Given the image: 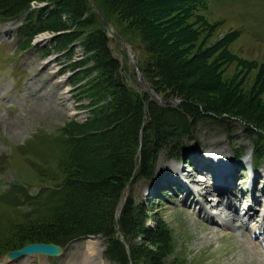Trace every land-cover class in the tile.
Instances as JSON below:
<instances>
[{
	"label": "trees",
	"instance_id": "trees-1",
	"mask_svg": "<svg viewBox=\"0 0 264 264\" xmlns=\"http://www.w3.org/2000/svg\"><path fill=\"white\" fill-rule=\"evenodd\" d=\"M90 1L0 0V18L11 19L28 12L33 3L47 2L45 8L31 12L37 15L35 20L29 17L25 22L24 49L41 32L59 33L53 44L68 49L81 41L89 54L75 69L90 63L87 76L97 73L85 87L92 116L85 122L67 120L57 131L55 160L63 178L54 180H61L60 184L41 195L42 209L33 202L32 211L23 213L26 223L17 224L20 229L14 241L7 243L5 253L35 242L65 246L76 239L103 235L108 243L106 256L117 264H167L165 258L175 248L171 231L160 220L155 227L147 226L144 205L131 195L117 224L127 185L152 174L159 152L174 150V157H183L185 149L178 141L205 121L219 126L241 122L253 141L254 154L264 158V103L260 90L244 93L236 83L223 80L219 62L227 57L221 55L210 62L211 48L193 52L201 30L185 16L183 5L191 2V10L197 12L206 9L209 0H93L122 37L143 50L140 71L163 100L180 101L176 107L161 105L150 94L126 84L112 40ZM158 8L163 10L156 15L153 11ZM239 35L234 33L228 41Z\"/></svg>",
	"mask_w": 264,
	"mask_h": 264
},
{
	"label": "rangeland",
	"instance_id": "rangeland-1",
	"mask_svg": "<svg viewBox=\"0 0 264 264\" xmlns=\"http://www.w3.org/2000/svg\"><path fill=\"white\" fill-rule=\"evenodd\" d=\"M183 6L185 16L201 30L197 49L193 52L214 50L210 62L221 55L227 57L228 60L220 59L219 62L223 80L230 82L229 85L236 83L244 93L260 90L258 94L264 103V0H209L208 7L197 12L191 10V2ZM162 10L158 8L153 13L158 15ZM28 18L35 20L37 15L25 13L17 20H0V264H117L106 256L108 243L103 235L72 241L64 246L61 256L38 254L16 260L6 257L7 243L12 238L14 241V234L20 229H16L17 224L26 223L23 213L33 209L30 200L42 209V201H38L41 195L60 184L61 180H54L59 176L63 178L55 160L60 139L57 131L68 119L85 122L92 116L91 99L85 87L97 75L87 76L90 63L75 69L76 64L89 57L81 41L68 49L58 47L50 38L54 33L46 31L36 36V46L24 49L25 38L18 26ZM236 32L240 33L239 37L229 42ZM41 35H47L48 39L41 40ZM128 43V50L116 41H111V48L121 62L126 84L143 93L136 66L142 62L144 53ZM47 60L51 64H47ZM199 62L196 61V65ZM154 93L152 89L151 94ZM151 100L174 107L181 103L162 99L164 103L158 97ZM195 127L193 134L178 141L186 148V153H198L188 155L192 162L198 157H221L212 152L219 148L224 157L238 158L242 154L244 162L241 163L259 171L253 178V170L244 166L236 179L238 189L246 191L241 207L246 205L253 209L250 215L244 216L245 220L251 217L247 226L242 228L233 220L229 225L216 226L211 224L213 220L211 223L204 220L202 212L199 214V205L207 212L221 210L216 202L202 204L207 197H213L210 194L201 196L198 208L189 207L190 198L183 202L184 194L177 192L171 183L175 180L173 171L170 176L164 174L163 165H173L174 169L180 168V173L194 176L196 181L192 185L195 188L210 187V183L203 172L196 173L195 166L179 162L182 158L174 157V150L159 152L152 163V174L137 177L126 195L144 205L148 213L147 226L152 228L160 220L171 231L175 248L165 258L167 264H264V159L259 162L253 159V141L239 121L223 126L205 121ZM87 155L94 162L92 153ZM161 178L164 180L158 181ZM33 187L39 190L36 195L31 194ZM164 192L169 197H164ZM17 200L23 201L24 206L18 205ZM229 215L232 217L234 213Z\"/></svg>",
	"mask_w": 264,
	"mask_h": 264
},
{
	"label": "bare ground",
	"instance_id": "bare-ground-1",
	"mask_svg": "<svg viewBox=\"0 0 264 264\" xmlns=\"http://www.w3.org/2000/svg\"><path fill=\"white\" fill-rule=\"evenodd\" d=\"M41 40L48 39L47 35H41ZM47 64H51L50 61L47 60ZM62 80L58 82L61 83ZM214 156H222L224 155L223 151L219 148H214L212 150ZM204 164L200 163L197 167L198 172L209 171L210 177L207 179L210 183V187L201 185L195 189V187L191 184L196 181V178L192 175H188L184 172L179 173V168H175L173 165H163L162 170L164 174L166 173L168 176L174 173L173 177L176 179V185L178 187L179 193L184 194L183 202L186 203L187 200L190 198L191 202H189L190 206H195L199 204L201 196H206L210 194L211 196H219L218 201H212L207 199L205 203L202 204H214L221 207L219 211V215H213L210 212L205 211L204 207H199V214L202 212L205 220L211 223V220L221 217L223 222L228 225L232 221H236L240 223V227H244L248 225V221L245 218L241 217L238 213L237 209L240 207V202H242V195H246V191L242 192L238 189L237 185V176H238V169L236 165L233 164H217L213 162L211 159H207L203 161ZM202 166V168H200ZM174 169V170H173ZM259 171L256 172V175ZM168 178V177H167ZM163 181L164 179L161 178L158 181ZM157 184V183H155ZM202 184V183H201ZM200 185V184H199ZM183 187V189H181ZM237 192V193H236ZM237 194V202L233 200V196ZM187 199V200H186ZM199 199V200H198ZM224 199H227L224 202ZM239 200V201H238ZM19 203L18 205L24 206L23 201L17 200ZM256 203V202H255ZM253 209L249 208V212L251 213ZM229 213H234L232 217H229ZM233 226V225H232ZM256 229V228H255ZM263 251V249H261ZM93 256V255H92ZM26 259V258H25ZM92 264V263H91Z\"/></svg>",
	"mask_w": 264,
	"mask_h": 264
},
{
	"label": "water",
	"instance_id": "water-1",
	"mask_svg": "<svg viewBox=\"0 0 264 264\" xmlns=\"http://www.w3.org/2000/svg\"><path fill=\"white\" fill-rule=\"evenodd\" d=\"M91 4L94 8H96L93 0H91ZM98 15H99L100 22L104 26L105 33H106L107 37L110 39H114L120 45V47L128 50L130 47L128 42L118 33V31L114 27V25L112 23H110L109 21H107L102 16V14L98 13ZM138 77H139L138 84H139L140 88L147 91L152 96V98H154V96L157 97L158 95H156L155 93L151 94L152 89L149 87L147 81L141 75L140 72H138ZM173 101H175V100H173ZM162 102H164V101L162 100ZM37 192H38V189H35L33 191V194H37ZM119 215H120V213L118 214V217H119ZM36 253H44V254H48L51 256H58V255L62 254V247L57 245V244H53V243H44V242L32 243V244L26 245L23 248H20V249H17V250H14V251L7 253L6 257L14 260V259H18V258H21L23 256H26V255H33Z\"/></svg>",
	"mask_w": 264,
	"mask_h": 264
}]
</instances>
